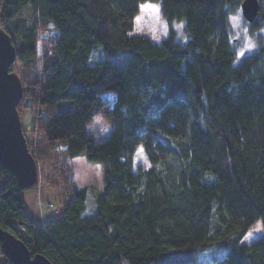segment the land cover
I'll return each instance as SVG.
<instances>
[{"label":"trees","instance_id":"16d2710c","mask_svg":"<svg viewBox=\"0 0 264 264\" xmlns=\"http://www.w3.org/2000/svg\"><path fill=\"white\" fill-rule=\"evenodd\" d=\"M247 1L0 0V29L17 51L10 71L27 87L18 112L26 101L40 109L30 153L53 165L51 187L69 201L37 224L0 168V228L51 264H264V0L247 20L255 47L241 59L230 19ZM144 4L160 8L161 43L134 33ZM28 8L31 26L20 19ZM38 26L55 40L26 83L17 69L38 66ZM63 102L73 108L57 113ZM95 117L111 126L108 139L88 134ZM139 146L149 166L134 171ZM82 154L104 167L87 216L68 161ZM258 221L263 236L243 243ZM0 264H13L2 250Z\"/></svg>","mask_w":264,"mask_h":264},{"label":"rangeland","instance_id":"374dc122","mask_svg":"<svg viewBox=\"0 0 264 264\" xmlns=\"http://www.w3.org/2000/svg\"><path fill=\"white\" fill-rule=\"evenodd\" d=\"M149 5V4H144ZM143 6V5H142ZM141 6V7H142ZM153 8L158 7V5H152ZM140 17L139 22L137 18ZM135 19V28L134 33L136 35H144L150 37L154 42L161 43L164 39L168 37L169 29L161 20L160 8L159 12L156 13L152 8L146 9L144 11L140 8V14ZM20 19L24 22L26 26H31L34 24V15L33 11L28 8L21 15ZM179 25V27H177ZM233 26V39L235 42V49L237 54L240 51H244V55L248 54L252 49L248 50L245 48V45L248 42H252L249 35L248 21L242 14L239 13L238 22ZM183 24H176L175 31L177 37L180 41L185 42V32L183 30ZM37 33L39 37L38 42V66L27 68L29 71H24L22 68L17 69V73L20 76L26 78V83L30 82L42 70V56L50 52L53 42L55 40V32L52 28L41 29L37 28ZM100 47H96L95 51H99ZM243 56H239L241 59ZM17 68V66H16ZM24 89V87H23ZM27 87L24 89L26 90ZM103 96L109 100L115 99V94L105 93ZM23 100V99H22ZM29 102L24 103V108L21 112V124L24 135L26 137L28 145H32L39 138V131L36 126H33V122L36 118V112L40 109H31ZM23 107V106H22ZM73 108V102H63L60 103L57 107V113L67 112ZM42 112V111H40ZM87 132L90 135L99 136L102 139H108L111 133V126L104 120L102 117H95L94 120L87 126ZM142 146H139L136 149L134 155V171L139 167V164L149 166V161L144 152L141 153ZM73 170V183L75 184V189L77 191L85 189L87 191V202H86V216L93 215L97 210L96 198L97 195L102 191L104 185V167L101 163H90L85 154L80 155L77 158L69 159ZM39 168V182L38 184L30 189L26 190L23 193L25 201V211L28 216L37 224H42L44 221L49 222L56 217L57 210L63 211L65 205L69 203L68 199H63L60 197V190L53 189L51 184L55 183V180L58 179L54 175L53 165H44L42 163L38 164ZM0 182V189L2 188ZM40 202V203H39ZM50 205H53V208H50ZM250 234V235H249ZM263 236V226L262 222L258 221L246 234L243 239V243L251 244L257 239ZM1 253V249H0ZM204 261V260H203ZM203 263V262H202Z\"/></svg>","mask_w":264,"mask_h":264},{"label":"water","instance_id":"95a60500","mask_svg":"<svg viewBox=\"0 0 264 264\" xmlns=\"http://www.w3.org/2000/svg\"><path fill=\"white\" fill-rule=\"evenodd\" d=\"M257 10L256 0H249L242 7L244 17L250 22ZM16 57L12 38L0 29V168L11 172L19 188L26 191L38 184L39 168L30 153L18 112L24 89L20 78L10 71ZM0 247L13 264H51L42 255L32 256L23 241L1 228Z\"/></svg>","mask_w":264,"mask_h":264},{"label":"snow or ice","instance_id":"6c2138e0","mask_svg":"<svg viewBox=\"0 0 264 264\" xmlns=\"http://www.w3.org/2000/svg\"><path fill=\"white\" fill-rule=\"evenodd\" d=\"M149 8H152L153 11H155L156 13L159 12V8H158V7L153 8L152 5H143V6L141 7V10L144 11V10L149 9ZM230 19L233 21V23H234V25H235V24L238 22L239 14H237L236 16H232V17H230ZM139 20H140V17L137 18V22H139ZM177 27H179V25H177ZM254 47H255V45H254L253 43H251V42H248V43L245 45V48L248 49V50H250V49H252V48H254ZM243 55H244V51H243V50L240 51V52L238 53V56H243ZM140 151H141V153H142V152H143V149L141 148ZM249 235H250V234H249Z\"/></svg>","mask_w":264,"mask_h":264},{"label":"crops","instance_id":"0c3cea01","mask_svg":"<svg viewBox=\"0 0 264 264\" xmlns=\"http://www.w3.org/2000/svg\"><path fill=\"white\" fill-rule=\"evenodd\" d=\"M56 215H58V213H56ZM45 222H46V221H44L43 223H45ZM43 223H42V224H43Z\"/></svg>","mask_w":264,"mask_h":264},{"label":"built area","instance_id":"2783aa9c","mask_svg":"<svg viewBox=\"0 0 264 264\" xmlns=\"http://www.w3.org/2000/svg\"><path fill=\"white\" fill-rule=\"evenodd\" d=\"M50 207H52V206H50ZM58 212V211H57Z\"/></svg>","mask_w":264,"mask_h":264}]
</instances>
